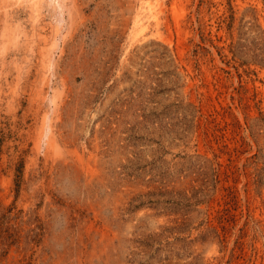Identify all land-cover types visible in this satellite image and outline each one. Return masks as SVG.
<instances>
[{
    "label": "rangeland",
    "instance_id": "obj_1",
    "mask_svg": "<svg viewBox=\"0 0 264 264\" xmlns=\"http://www.w3.org/2000/svg\"><path fill=\"white\" fill-rule=\"evenodd\" d=\"M0 264H264V0H0Z\"/></svg>",
    "mask_w": 264,
    "mask_h": 264
}]
</instances>
